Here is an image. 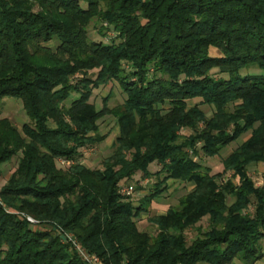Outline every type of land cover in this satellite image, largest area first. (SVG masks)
<instances>
[{
    "label": "trees",
    "instance_id": "trees-1",
    "mask_svg": "<svg viewBox=\"0 0 264 264\" xmlns=\"http://www.w3.org/2000/svg\"><path fill=\"white\" fill-rule=\"evenodd\" d=\"M94 21L114 35L93 39ZM252 66L264 69V0H0V98H20L30 119L19 128L0 108V165L21 153L1 187L13 210L0 204V264H88L59 228L105 264H256L264 185L248 165L264 161V72ZM110 80L126 98L97 107L93 88ZM108 114L119 132L92 168L78 156L105 139L98 121ZM249 130L222 171L198 159ZM154 161L157 181L138 202L120 192ZM168 179L194 186L150 216L152 235L136 217Z\"/></svg>",
    "mask_w": 264,
    "mask_h": 264
},
{
    "label": "rangeland",
    "instance_id": "rangeland-1",
    "mask_svg": "<svg viewBox=\"0 0 264 264\" xmlns=\"http://www.w3.org/2000/svg\"><path fill=\"white\" fill-rule=\"evenodd\" d=\"M85 4V3H84ZM96 22H92L89 26V35L96 40H108L110 36L114 35L112 31H109L107 35L101 34L98 31V26L95 25ZM211 54H220V51L216 47L210 48ZM216 70V69H214ZM97 69L90 70L89 74H95ZM246 71V70H245ZM250 72L261 73L264 72V69L259 68L258 66H252L248 69ZM82 74H78L81 76ZM126 98V93L121 89L118 81L110 80L105 84H102L98 87L93 88V94L90 98L97 107H101L104 104H107L110 107H113L117 104H120ZM199 99L196 98L193 101L190 100V103H194ZM0 108L2 109V115L10 118L19 128L22 127L24 122L30 121L27 116L25 109L23 107L22 100L20 98L5 96L0 98ZM202 108L206 111L208 115L213 113L214 107L208 104H202ZM99 131L102 134H106L105 139L101 140L92 145H88L81 148V154L78 158L85 163L87 166L92 168H101L103 167V159L110 155L113 151V143L115 138L119 132V125L117 123V119L114 115L108 114L99 119ZM191 132L190 129H185V133ZM251 134V130L243 133L238 139L232 141L227 146L220 150V153L214 156L205 155L203 152H200L198 159L205 165L210 166L211 172L216 173L218 171H222L224 169L223 158L227 156L231 151H233L241 142L247 139ZM21 153H17L11 159L3 162L0 165V196L5 208H9L13 210L11 207L7 206L1 195V187L6 183L12 172L16 169ZM57 165L59 167H67L72 160L66 159L64 157H58ZM162 164L158 161H154L150 163L149 169L152 174L150 176H145L141 171H138L133 178L126 180L124 184L129 185L132 184L136 188L133 189L132 192L125 194L130 195L134 202H138V200L146 194L152 187L154 183L157 181V174L155 173L161 168ZM248 170L250 175L253 177L257 185H264V161L253 162L248 165ZM225 177H231V171H228L224 175ZM139 180V181H138ZM237 181V178H235ZM167 188L163 191L161 195L154 198L151 203L148 205V209L143 211L142 214L136 217L137 225L140 230H145L152 235H155L158 232L157 225L150 220V216L155 214H160L166 212L169 206L177 205L179 198L185 194L188 190H190L193 186V182H182L180 180L168 179ZM139 186H142L139 188ZM231 201V198H228ZM253 208V207H251ZM7 210V209H6ZM18 211V210H17ZM33 217L40 223V220L31 214L24 213ZM203 223H207V220L204 219ZM64 229V228H63ZM66 230V229H65ZM68 231V230H66ZM69 233L74 234L72 231H68ZM198 233L197 229L192 227L187 230V236L189 240ZM263 250H264V239H263ZM257 264H264V256L260 260H258Z\"/></svg>",
    "mask_w": 264,
    "mask_h": 264
},
{
    "label": "built area",
    "instance_id": "built-area-1",
    "mask_svg": "<svg viewBox=\"0 0 264 264\" xmlns=\"http://www.w3.org/2000/svg\"><path fill=\"white\" fill-rule=\"evenodd\" d=\"M134 189V186L132 184L126 185L123 184L120 186V192L122 194H127L132 192ZM0 204H3L0 196ZM8 211H12L9 208H6ZM28 220L31 222H37L33 217L26 215ZM60 231L62 232L63 239L71 244V246L75 249V251L78 253L80 257H82L88 264H105L102 262L100 257L94 253L89 251L82 243L81 241L76 238L72 233H69L66 230H63L62 228H59Z\"/></svg>",
    "mask_w": 264,
    "mask_h": 264
},
{
    "label": "crops",
    "instance_id": "crops-1",
    "mask_svg": "<svg viewBox=\"0 0 264 264\" xmlns=\"http://www.w3.org/2000/svg\"><path fill=\"white\" fill-rule=\"evenodd\" d=\"M258 262V261H257ZM257 262H256V264H257Z\"/></svg>",
    "mask_w": 264,
    "mask_h": 264
}]
</instances>
